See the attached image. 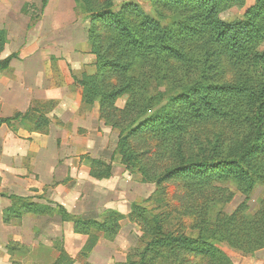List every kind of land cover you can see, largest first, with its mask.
I'll list each match as a JSON object with an SVG mask.
<instances>
[{
    "label": "trees",
    "instance_id": "1",
    "mask_svg": "<svg viewBox=\"0 0 264 264\" xmlns=\"http://www.w3.org/2000/svg\"><path fill=\"white\" fill-rule=\"evenodd\" d=\"M73 1L88 21L94 71L75 75L66 69L56 85L70 87L117 132L109 161L83 157L89 176L109 180L117 161L154 192L148 206L133 203L127 216L105 210L99 220L9 196L3 223L57 215L87 237L84 259L99 239L114 241L124 220L142 236L121 264H234V258L254 257L264 249V193L256 210L248 206L251 194L264 188V0H254L231 22L220 15L244 9L245 0H149L152 13L135 3L115 10L119 0ZM6 42L0 30V53ZM16 58L1 60L0 71ZM18 120L37 132L49 124L35 105L0 125ZM232 188L244 200L228 213ZM57 249V264H70Z\"/></svg>",
    "mask_w": 264,
    "mask_h": 264
},
{
    "label": "crops",
    "instance_id": "2",
    "mask_svg": "<svg viewBox=\"0 0 264 264\" xmlns=\"http://www.w3.org/2000/svg\"><path fill=\"white\" fill-rule=\"evenodd\" d=\"M41 2L0 0V30L7 38L0 61L17 56L0 71V120L23 116L35 105L49 120L43 132L21 120L0 125V264H57V247L70 264L125 263L134 248V230L127 220L120 222L114 241L99 239L86 259L81 252L87 237L74 234L72 225L57 215H25L8 224L2 220L12 205L9 196L55 203L83 220H99L105 210L126 216L131 205L109 189L116 182L114 173L109 180L96 181L83 161L84 156L110 159L115 132L70 87L56 85L60 63L65 76L66 69L75 75L94 71L88 22L73 0H47L42 11ZM34 10L39 14L32 22ZM52 58L59 61L52 63ZM257 253L234 264H264V249Z\"/></svg>",
    "mask_w": 264,
    "mask_h": 264
},
{
    "label": "rangeland",
    "instance_id": "3",
    "mask_svg": "<svg viewBox=\"0 0 264 264\" xmlns=\"http://www.w3.org/2000/svg\"><path fill=\"white\" fill-rule=\"evenodd\" d=\"M253 2H254V0H245V8L244 9L240 10L237 8H232L230 10H227L220 15V19L224 22H231L233 20L241 18V16L245 12V10L248 7H250ZM123 3H135L138 6H140L141 9L143 11H145L146 13H152V9H151V5L149 3V0H119L115 3V5H116L115 10H117V8L120 5H122ZM38 14H39V11L34 10V12H32L33 18L35 17L34 19H36L38 17ZM59 65H60L59 67L61 69L62 75H64L63 71H65V67L62 63H60ZM123 105H124V99L118 100L116 102L117 108H122ZM152 113L153 112H151L150 114H152ZM114 132H115L114 136L112 137V139H110V143H111L110 149H112V150L113 149L115 150L116 143H117V132L116 131H114ZM104 160L109 161L110 159H104ZM113 173L116 175V179H115L116 182L115 183L113 182V184H108V186H109V189H112V190L114 189L115 192L113 193V195L115 197L122 199V201L125 200L126 202H129L131 204L142 203L145 206L149 205V204L145 203V201H147V199H149L151 197V195L153 194V192H154V186L153 185L137 183V181H136L137 177L135 175L133 176V175H130L129 173H127L125 171V168L123 166H121L117 161L114 162V164H113ZM173 190L174 189L172 186H168L169 202H171L172 205H175V202H173L171 199ZM232 190L234 192V197H233L232 201L230 202V204L225 208V212H228V213L235 210L244 200L243 196H241L233 188H232ZM263 193H264V188L259 187L249 197L248 206H249V209L251 212H253L254 210L257 209L258 200L262 197ZM129 213H130V210H129L128 214ZM132 227L134 230L133 231L134 236H133L132 243H134V248H135V247H137L142 234L140 233L139 227L136 224H132ZM130 251H129V253H130ZM259 255H260V253L259 254L257 253L256 256H259ZM252 258H254V257H252ZM243 259H247V258H243ZM243 259L234 258L233 263H243L244 262Z\"/></svg>",
    "mask_w": 264,
    "mask_h": 264
}]
</instances>
